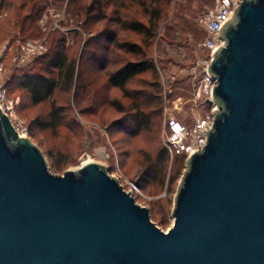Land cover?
Wrapping results in <instances>:
<instances>
[{
  "label": "water",
  "instance_id": "95a60500",
  "mask_svg": "<svg viewBox=\"0 0 264 264\" xmlns=\"http://www.w3.org/2000/svg\"><path fill=\"white\" fill-rule=\"evenodd\" d=\"M218 30L212 125L166 231L106 165L52 173L0 108V264H264V0Z\"/></svg>",
  "mask_w": 264,
  "mask_h": 264
},
{
  "label": "rangeland",
  "instance_id": "374dc122",
  "mask_svg": "<svg viewBox=\"0 0 264 264\" xmlns=\"http://www.w3.org/2000/svg\"><path fill=\"white\" fill-rule=\"evenodd\" d=\"M96 1L0 0V50L8 44L4 59L7 71L13 51L26 39L43 41L46 63L53 61L57 45L69 60L76 61L71 90L54 95L56 106L64 109L61 125L54 128H42L50 102L32 105L26 92L17 87L21 73L14 71L7 83L14 104L13 124L40 149L54 174L61 175L88 161L106 165L125 190H132L136 203L148 208L151 220L166 231L173 223L172 209L184 162L175 175L176 158L162 145L164 115L191 124L205 111L192 98L188 67L202 55L198 45L203 32L198 20L214 0H169L150 38L119 30L120 18L149 27L148 15L136 4L100 0L104 2L100 12ZM91 7L94 13L89 15ZM114 38L142 47L152 67L127 82L126 94L109 84L107 77L136 56L115 50ZM37 60L23 71L32 67L37 71L45 65ZM47 69L55 73L50 65ZM143 93L153 94L154 100L142 101ZM135 102L142 104L144 117L151 115L152 124L136 136L130 131ZM162 150L167 154L164 176L151 171Z\"/></svg>",
  "mask_w": 264,
  "mask_h": 264
},
{
  "label": "built area",
  "instance_id": "2783aa9c",
  "mask_svg": "<svg viewBox=\"0 0 264 264\" xmlns=\"http://www.w3.org/2000/svg\"><path fill=\"white\" fill-rule=\"evenodd\" d=\"M239 1L214 0L198 20V25L203 32V39L198 45L202 55L189 65L188 70L192 85V98L195 102L197 101L199 106H204L205 111L196 116L191 124L181 122L165 113L162 145L171 158L183 157L185 161L194 150H201L205 144L215 109L211 101V91L215 83L208 74L207 66L211 62L213 51L222 44L218 28L233 12ZM7 45L5 44L0 50V108L8 115L13 124L14 104L8 96L7 83L14 71L22 72L43 55L45 45L41 40L26 39L22 41L12 53L10 71L4 67ZM14 127L18 131L15 125ZM129 191L132 192V190Z\"/></svg>",
  "mask_w": 264,
  "mask_h": 264
},
{
  "label": "trees",
  "instance_id": "16d2710c",
  "mask_svg": "<svg viewBox=\"0 0 264 264\" xmlns=\"http://www.w3.org/2000/svg\"><path fill=\"white\" fill-rule=\"evenodd\" d=\"M131 4H136L139 8L143 10L144 14L148 15L149 18V27L143 25L140 22L136 21H128L127 19H118L119 20V30L121 31H132L138 34H144L147 38L151 37V31L156 27V21L159 20L163 9L169 0H128ZM98 5V9L102 12V8L104 6V2L96 1ZM122 4V3H121ZM124 7V4L121 5ZM94 13V10L89 8L87 14ZM115 44V50H121L125 53L133 54L136 56L134 61L126 62L121 67H119L114 73L108 75L107 80L108 83L113 87H116L121 90L124 94H126L125 86L129 80L135 78L152 68L145 58V52L142 47H139L135 44H127L118 42L117 38L113 39ZM57 50L53 56V61L50 63L44 62V58H46V54L40 56L36 63L44 62L45 65L39 67L37 71H32L33 67L29 70L20 72L21 76L16 79L17 87L22 89L28 95V99L32 105H38L43 102H50V109L48 113V120L46 123L42 125V128H54L61 125L62 122V114L64 113V109L57 107L54 102V95L56 92H69L73 86V82L75 80V59L69 60L67 53L64 51L60 45H57ZM50 65V68L54 69V74L47 69ZM29 70V71H28ZM143 100L147 102H152L154 100L153 94H142ZM141 101V102H142ZM144 103V102H143ZM140 102L134 103L135 113L133 115L132 125L130 131L133 135H138L140 132L150 129V125H152L149 121V113L144 117L140 110ZM157 162L154 163L151 167V171L153 173L162 172V176L165 174V167L167 166V154L164 150L161 151L160 155L157 158ZM181 162H184L183 157H176L174 163L177 165L175 168V175L178 174V167Z\"/></svg>",
  "mask_w": 264,
  "mask_h": 264
},
{
  "label": "bare ground",
  "instance_id": "6f19581e",
  "mask_svg": "<svg viewBox=\"0 0 264 264\" xmlns=\"http://www.w3.org/2000/svg\"><path fill=\"white\" fill-rule=\"evenodd\" d=\"M89 162V161H88Z\"/></svg>",
  "mask_w": 264,
  "mask_h": 264
}]
</instances>
